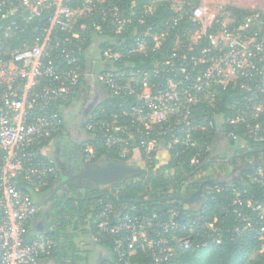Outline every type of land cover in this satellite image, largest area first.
<instances>
[{"label":"built area","instance_id":"1","mask_svg":"<svg viewBox=\"0 0 264 264\" xmlns=\"http://www.w3.org/2000/svg\"><path fill=\"white\" fill-rule=\"evenodd\" d=\"M163 1L172 14L147 22L151 5L127 12L120 0H0V264H40L55 245L49 232L29 234L38 211L33 193L59 177L39 155L63 132L67 110L92 94L98 101L82 138L89 161L102 153L147 168L164 150L199 164L208 128L222 130L220 99L232 93L244 95L229 106L226 137L264 144V13ZM131 20L128 43L110 37ZM133 55L148 63L136 67L127 61ZM244 179L249 188L206 184L202 201L230 193L233 237L252 236L263 253L264 158ZM95 215L92 238L110 241L114 255L103 264H175L176 247L188 248L194 234L204 238L198 248L221 237L218 216L207 218L199 205L150 213L106 205Z\"/></svg>","mask_w":264,"mask_h":264},{"label":"trees","instance_id":"2","mask_svg":"<svg viewBox=\"0 0 264 264\" xmlns=\"http://www.w3.org/2000/svg\"><path fill=\"white\" fill-rule=\"evenodd\" d=\"M168 3L163 0H120V4L127 12L136 10L139 13L146 6L151 5L155 11L153 16L148 17L147 22L159 20L172 14ZM232 8L237 12H241V14L249 12L248 9L234 6ZM134 26L135 22L131 20L122 31L111 33L110 37H114L115 41L122 39L124 43H128L134 32ZM107 45H109L108 42L100 43L102 47ZM148 60L149 58H145L143 55H133L127 59L128 62L134 63L136 67L145 66ZM116 67L121 68V63H117ZM243 95L232 93L227 98L223 97L218 106L219 112L224 113L225 117L231 116L233 109L229 108L230 104L235 98L241 99ZM210 117L213 118L212 109L210 110ZM261 118L263 119L260 121L264 123V114L261 115ZM219 128L222 130L218 129L216 131V127L213 129L208 128L206 141L213 144L217 143L218 150L222 154L214 156L211 155L209 150L204 151L200 163L196 166H189L190 157H182L177 160L168 158L162 165L160 163L153 164L151 167L144 168V172L140 175L125 179L117 185L89 186L86 188L85 194H81L73 188L64 190L62 194H56L54 197L55 209L58 212L60 224L56 228L58 236L55 235V232H50L55 240V245L49 255L56 257L58 261L59 256H61L62 259L58 262L59 264H81L86 255H84L83 243L79 244L75 239L78 233L94 234L97 226L95 213L106 205H112L115 209L123 208L126 210L136 206L138 210L147 213L164 208L172 203L185 206L179 200H166L164 198L178 193H181V195L191 194L198 189L199 184L205 179H214L212 184H217L226 189L227 183H225L223 176L228 172L238 175L230 184L233 185L234 183L240 188H249L244 178L264 158V144L251 139H244L246 141L244 144L236 145L234 140L230 142L226 139L225 134L230 129L228 124H223ZM240 129L243 128L240 126ZM232 145L236 147L234 150L231 149L233 148ZM226 152H230V154L228 156L223 155ZM103 156L108 161H114L107 154L99 153L90 162L98 161ZM228 157L229 159H227ZM39 159L55 166L47 155L40 154ZM125 160H119V162H127ZM57 181L58 179H50L49 184L38 191L53 189ZM21 185L23 188L28 189L24 182ZM213 194L216 196L214 201L206 198L199 206H204L207 218L210 219L213 215L218 216L221 228L220 241L215 243L207 240L206 245H200V248H198L196 244L202 243L204 238L196 237L194 234L188 248L176 247L175 264H200V253L207 254L203 264H264V252L256 253L259 243L252 236L244 235L236 238L232 235L231 229L233 228L234 216L233 208L229 205L231 201L230 193L222 191V193L213 192ZM222 194H226L228 198H223ZM69 195L72 197L66 198ZM82 196L84 198L81 199ZM222 206H226L227 210H224ZM98 243L110 247L111 257L109 258H113L111 242L102 241ZM138 256L141 262L146 261L143 253L138 252Z\"/></svg>","mask_w":264,"mask_h":264},{"label":"flooded vegetation","instance_id":"3","mask_svg":"<svg viewBox=\"0 0 264 264\" xmlns=\"http://www.w3.org/2000/svg\"><path fill=\"white\" fill-rule=\"evenodd\" d=\"M97 95H91L89 97V100L86 102V104L82 105V107L79 110H73L72 112H69L70 117H72V123L71 127L68 128V133L72 135V138L66 142V153H65V163L60 164V170L59 177L57 184L54 186L53 189H50L46 193V198H44V202L42 204V207L38 205V203H41L39 200H36L35 203L38 207V211L35 217H38L40 215V219L43 218L41 215V211L44 213V219L46 222H40L41 232H57L56 228L57 225L60 224V221L58 219V212L55 209L56 202H55V196L59 192L64 193V190H69L72 186L76 187L74 189L77 190V192L81 194H85L86 188L89 186H93L91 183L86 182L83 177L82 173L84 172L85 164L91 163L83 154V148H82V134H84L83 131V122L85 119L86 114L91 111L95 105L97 104ZM85 113V114H84ZM65 130V128H64ZM63 130V131H64ZM232 154V153H231ZM229 159V157L227 158ZM101 163H105L106 160H100ZM160 165L163 164L162 161L159 162ZM56 188H58L56 190ZM56 190V191H55ZM72 196H67L66 198H71ZM81 199L84 198V196L80 197ZM46 201V202H45ZM61 207V206H60ZM49 229H46V228ZM87 245L83 246L84 249V255L87 256L88 249ZM109 253L102 254V257L108 256ZM85 256V258H86ZM62 257L59 256V261H61ZM58 261V262H59ZM56 262V264H59ZM81 264H103L104 262H86V260L83 258L81 261Z\"/></svg>","mask_w":264,"mask_h":264},{"label":"water","instance_id":"4","mask_svg":"<svg viewBox=\"0 0 264 264\" xmlns=\"http://www.w3.org/2000/svg\"><path fill=\"white\" fill-rule=\"evenodd\" d=\"M83 136L84 134H82L81 139L83 138ZM102 159H105L106 162L101 163L100 160ZM135 160L131 162H114L108 161L106 158H100L98 161L85 164L86 166L83 170L84 172L82 173V177L86 182H89L94 186L101 187L107 185H117L125 179L134 178L144 172L145 169L143 168V166L140 164L139 161ZM212 183H214V179H206L203 180L199 184L198 189L191 194L181 195V193H178L174 196H168L164 199L179 200L189 206H198L203 199L204 186L206 184ZM57 189L58 188H56V190ZM42 204L43 202L38 203L40 208L42 207ZM41 215L43 217V222L45 223L46 220L44 219V213L42 211ZM46 229L49 228L47 227ZM55 235L58 236V233L55 232ZM190 239H192V236H190Z\"/></svg>","mask_w":264,"mask_h":264},{"label":"rangeland","instance_id":"5","mask_svg":"<svg viewBox=\"0 0 264 264\" xmlns=\"http://www.w3.org/2000/svg\"><path fill=\"white\" fill-rule=\"evenodd\" d=\"M195 2H198V3H202L203 5H205L208 9L209 12H215L217 8H220L221 5H227V6H234V7H238V8H242V9H248V10H251V9H257V10H260L264 13V0H195ZM95 95V94H93ZM91 96V95H90ZM223 97H227L226 95L222 96L221 99ZM220 99V101H222ZM80 102V101H79ZM86 104V101H84V103L80 102L79 104H75V105H72L70 107V109L67 110V114H69V112H72L73 110H79L82 105ZM85 114V113H84ZM216 119H221V125L222 124H226V121H225V117H222V115L220 116V114H216L215 115ZM65 125L67 124H71L72 123V119L70 120V117H67L66 116V119H65ZM220 125V126H221ZM227 140H230V137H226ZM230 142H232V140H230ZM235 144H237L235 142ZM217 143L213 144V143H208L207 145H205V148L208 149L210 152H211V155H218L220 156L219 154H222L219 150H218V147H217ZM233 148H234V145H232ZM84 154V152H83ZM230 154V152H226L223 153V155L225 156H228ZM170 157V158H169ZM188 158L187 154H174V155H167L165 154V151L163 150L159 155H158V158L160 159V161L164 162L165 160H167L168 158L171 159V160H177V159H180V158ZM137 158H139L137 156ZM103 160V159H102ZM114 162H119V160H115ZM197 162H194V164H196ZM197 165V164H196ZM195 165V166H196ZM238 175H235L233 174L232 172H228L224 177V180H225V183L227 184H230L233 179L235 177H237ZM71 188H76L74 186H72ZM58 194H62V192H59ZM76 242L81 244L83 243V246L84 245H87V249H88V253H91V250L93 248V246H91V242L88 241V237L86 235V233H81L79 234L78 233V236L76 237ZM91 255V254H90ZM200 264H203V262L205 261V258L207 256V254H201L200 253Z\"/></svg>","mask_w":264,"mask_h":264},{"label":"crops","instance_id":"6","mask_svg":"<svg viewBox=\"0 0 264 264\" xmlns=\"http://www.w3.org/2000/svg\"><path fill=\"white\" fill-rule=\"evenodd\" d=\"M70 117L69 114L66 115ZM72 117H70V120ZM71 127V124L65 125V130L56 136L46 147V155L50 158V160L55 164L57 170H60V164L65 163V151H66V142L72 138V135L68 133V128ZM221 135V133H220ZM228 150V149H226ZM230 151V150H229ZM48 190L45 191H37L33 193V197L40 202H44V198H46V193ZM46 202V201H45ZM40 222H42V218L40 219V215L35 217L29 225V234L34 235L36 233L41 232ZM88 237V241L91 242V246H93L91 253H88L85 260L86 262H104L109 257H111V249L105 245H102L93 240V234L86 233ZM109 253L108 256L102 257V254ZM91 254V255H90ZM58 262L56 257H51L50 255L44 256L40 260V264H56Z\"/></svg>","mask_w":264,"mask_h":264}]
</instances>
